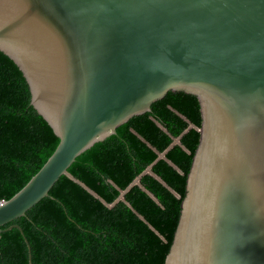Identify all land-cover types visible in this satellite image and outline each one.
<instances>
[{
    "label": "water",
    "instance_id": "water-1",
    "mask_svg": "<svg viewBox=\"0 0 264 264\" xmlns=\"http://www.w3.org/2000/svg\"><path fill=\"white\" fill-rule=\"evenodd\" d=\"M0 51L58 138L0 200V227L61 175L98 197L68 172L76 156L184 91L198 98L200 135L164 264H264V0H0ZM12 227L29 250L17 223L0 232Z\"/></svg>",
    "mask_w": 264,
    "mask_h": 264
},
{
    "label": "trees",
    "instance_id": "trees-1",
    "mask_svg": "<svg viewBox=\"0 0 264 264\" xmlns=\"http://www.w3.org/2000/svg\"><path fill=\"white\" fill-rule=\"evenodd\" d=\"M200 125L196 95L167 91L68 167L98 197L61 175L48 196L0 227L17 223L29 245L17 228L1 231L0 264H164ZM57 142L31 105L22 72L0 51V200L27 182ZM151 163L152 173L116 200Z\"/></svg>",
    "mask_w": 264,
    "mask_h": 264
}]
</instances>
